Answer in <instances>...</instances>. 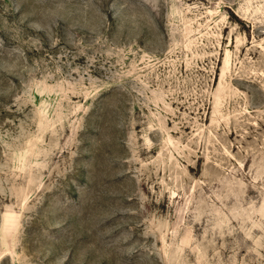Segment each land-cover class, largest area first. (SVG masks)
I'll return each mask as SVG.
<instances>
[{"label": "rangeland", "instance_id": "374dc122", "mask_svg": "<svg viewBox=\"0 0 264 264\" xmlns=\"http://www.w3.org/2000/svg\"><path fill=\"white\" fill-rule=\"evenodd\" d=\"M0 264H264V0H0Z\"/></svg>", "mask_w": 264, "mask_h": 264}]
</instances>
